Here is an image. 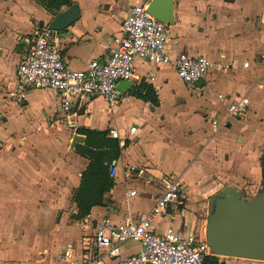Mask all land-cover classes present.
I'll use <instances>...</instances> for the list:
<instances>
[{
    "label": "crops",
    "instance_id": "0c3cea01",
    "mask_svg": "<svg viewBox=\"0 0 264 264\" xmlns=\"http://www.w3.org/2000/svg\"><path fill=\"white\" fill-rule=\"evenodd\" d=\"M149 1L72 0V4L79 7V19L58 34V45L66 64L71 69L83 70L89 61L102 59L115 46L114 39L122 34V23L130 6ZM172 1L173 21L168 23L167 44L170 55L184 52L206 57L215 64L195 86L183 83L175 74L184 88L191 90L184 93L187 106L179 108L174 115L168 114L164 105L172 104L175 102L172 98H176L168 80V72L175 73L173 67L154 66L137 58L135 78L131 81L133 87L123 94L117 106L109 109L102 97L84 99L80 108L72 106L71 116L66 118L57 109V99L56 104L53 100L47 101L56 98L54 92L29 89L19 95L15 89V71L23 50L32 41L35 29L47 26L53 16L35 0H0V130L23 127L27 113L42 114L54 109L68 122L74 120V124H69L72 137L79 135L75 133L76 127L97 131L116 129L122 148L119 158L113 162L128 163L135 170L126 179L117 172L112 178L113 187L105 195V205L92 207L86 217L72 226L63 213L59 214L69 203L62 195L77 171L80 180L88 161L71 151L67 179L64 176L63 188L57 189L55 154L51 156L34 138L25 143L19 140L22 144L17 143L12 153H0V264H68L58 259V255L67 250L80 255L97 222L108 218L120 223L148 212L166 177L179 178L189 190L184 192L180 203L171 204L166 214L152 221L154 230L162 233L171 226L181 236L192 235L198 241H205L211 195L232 186L248 200L264 188V0ZM243 62H247L248 67L244 68ZM140 83L153 88L157 106L131 95ZM238 96H246L249 105L243 121L237 122L234 117L226 125L237 132L234 143L227 139L228 131L226 138H217L223 128L212 133L195 129L191 123L179 125L174 121L195 111L204 120L214 114L222 116L227 105ZM99 101L102 105L96 107ZM95 110L99 114L94 117ZM130 113L137 115L130 124L138 125L134 133L123 123ZM145 129L162 134L168 147L165 150L172 159L162 162L156 157L153 148L147 147L143 140ZM39 149L47 154L40 156ZM63 164L64 161L59 166ZM191 187H195L194 192L190 191ZM128 190H134L135 195L127 198ZM243 192L251 197L244 196ZM71 206L73 215L76 206L73 202ZM41 210L48 211L49 226L56 215L55 225L47 229L40 225L36 214ZM163 221L164 226L159 228ZM17 227L24 234L20 233L19 240L13 244L9 236ZM73 227L79 231L75 234L70 231L69 235L66 230ZM136 251L137 244L133 241L120 246L121 255ZM208 255L225 264H264L218 256L211 251Z\"/></svg>",
    "mask_w": 264,
    "mask_h": 264
},
{
    "label": "built area",
    "instance_id": "2783aa9c",
    "mask_svg": "<svg viewBox=\"0 0 264 264\" xmlns=\"http://www.w3.org/2000/svg\"><path fill=\"white\" fill-rule=\"evenodd\" d=\"M146 7L144 3L130 6L122 23V34L114 39L115 46L102 59L89 61L83 70L71 69L64 61L58 45V32L47 26L36 28L16 67V93L22 95L29 89L50 90L58 100L57 109L66 118L71 116L72 106L80 108L84 99L93 97H102L111 109L123 97L116 88L117 84L135 78L134 62L137 58L154 66L170 65L180 81L195 86L215 64L206 57L190 56L184 52L171 56L167 49L168 23L150 15ZM242 66L246 68L248 63L243 62ZM248 105L246 96H238L227 105L222 116L214 114L205 121L215 133L231 118L244 114ZM136 127L133 123L129 132L134 133ZM107 136L119 139L114 128L107 131ZM119 171L126 179L135 170L128 163L109 165L112 178ZM184 189L185 185L179 178L166 177L148 212L120 223L102 219L93 227L80 255L67 250L60 253L58 259L68 264H202L204 257L210 254L205 241H198L192 235L181 236L171 226L158 233L152 225L156 217L166 214L168 206L180 203ZM134 195V190L125 192L127 198ZM128 241L137 244V251L121 255L120 246Z\"/></svg>",
    "mask_w": 264,
    "mask_h": 264
},
{
    "label": "rangeland",
    "instance_id": "374dc122",
    "mask_svg": "<svg viewBox=\"0 0 264 264\" xmlns=\"http://www.w3.org/2000/svg\"><path fill=\"white\" fill-rule=\"evenodd\" d=\"M168 80H169V84L170 86H173V90L175 92V96L176 98H172V100H174L175 102H173L172 104L169 105H164L166 112L170 115H174L175 112L179 111V108L181 107H186L187 106V102H186V98H184V93L190 92L191 90L187 89L186 87L184 88V86L182 85V83L176 78L175 73L173 71L168 72ZM57 98L51 97L50 99H48V103L54 102V104H56ZM186 99V100H185ZM167 102V100H166ZM170 102V101H168ZM102 103L99 101L96 103V107H101ZM180 105V106H178ZM123 107V104H122ZM188 108V107H187ZM129 112H131V110L127 109ZM187 111V109H186ZM185 111V112H186ZM246 113V112H245ZM244 113V114H245ZM99 114V112H97L95 110L94 112V117ZM103 113H101L102 115ZM134 114V113H133ZM132 113H130L127 118L124 120V125L125 127L128 129L130 124L133 122V119L136 118L137 115L133 116ZM237 116L235 117L233 120L237 121V122H241L243 121V115ZM104 115V114H103ZM185 117H177L174 121L175 123L180 124H185V122L187 123H191L193 127H196L195 129H199L201 131L203 130H207V132H211V127L210 125L204 120V118H202V115L199 114V112L197 113V111H195V113H193L192 115H190V113H185L184 114ZM135 117V118H134ZM1 121V119H0ZM24 126L16 129V130H0V153H12L16 150V146L17 143H19V145H21L22 143L19 141H24V143L26 141H28L29 139H35L36 141H34L36 144H43L44 149H47L49 152V154L52 156L53 154H55V160L56 162V172L54 174V177L58 180L56 183L57 189H62L63 188V184H62V178L64 176H68L69 173V168L67 166L68 163V159L71 157V151L74 152V150L70 149V143L72 141V133L73 130L70 127V123L74 124V120H71L70 122H68V120L63 116L60 115L59 113H55L54 109L49 110L47 112H43L42 114H32V113H27V117L24 120ZM136 123V122H134ZM120 125L122 126V122L120 121ZM137 125V123H136ZM28 126V127H27ZM138 126V125H137ZM228 131L227 134V139L230 140V142H235L238 138L237 132L236 130H230L229 128H227L226 126L223 127V130H221V132L218 134L217 138H223L225 136V132ZM144 135V139L145 143L147 144V147L149 148H153V151L156 155V157L158 159H160V161L165 162L166 159L168 158H173L172 155H170L169 151L165 150L166 146V141L163 140L162 134L159 132H156L154 130H152L151 132L149 130H144L142 131ZM161 135V136H160ZM49 142V143H48ZM37 148V147H36ZM44 149H39L37 152L41 155H46V151ZM168 149V147H167ZM49 156V157H51ZM64 161V164L59 166L61 162ZM62 167H65L62 169ZM66 169V170H65ZM79 171L74 173V177L72 179H70V182L68 184V188L66 190L63 191V195L64 197H66V200L69 201V203H67L65 205V207L59 212V214L63 213L65 215V217L68 218V224L74 226L76 224H78V221L72 217H70V215L72 214V195H73V191L77 185V181L79 180V177L77 176V173ZM78 179V180H77ZM61 181V182H60ZM183 182H185L183 180ZM189 186V185H188ZM195 187H191L190 191L194 192ZM189 190V187H185L184 192L187 193V191ZM198 192V189H196ZM245 192V191H244ZM243 192L244 196H249L251 197V194H245ZM58 196H60V194H57ZM106 201V200H105ZM205 202V201H204ZM47 210H41V212H39L38 214H36L37 219L40 218V225L42 224L43 228L47 229L48 227H51L53 225H55V216L51 219L50 221V226H49V217L47 214ZM76 212V210H75ZM58 213V212H57ZM10 218H12L11 216H8ZM16 219V218H14ZM165 220V219H164ZM82 221V220H81ZM167 222V220H165ZM165 221H163L161 227L162 228L165 224ZM73 232V234H75L76 232L79 231L78 228L73 227V228H69L66 230V232L70 235L71 232ZM20 233L24 234V232H22L21 230L18 229V227L16 228V231L13 232L12 236H9L12 238V240L10 242L13 241L16 243L19 238H20ZM77 235V234H76Z\"/></svg>",
    "mask_w": 264,
    "mask_h": 264
},
{
    "label": "water",
    "instance_id": "95a60500",
    "mask_svg": "<svg viewBox=\"0 0 264 264\" xmlns=\"http://www.w3.org/2000/svg\"><path fill=\"white\" fill-rule=\"evenodd\" d=\"M146 8L157 20L172 23V0H150ZM78 19L79 7L72 4L56 13L47 27L63 33ZM132 87L131 81H123L116 86L122 94ZM83 141L82 135H74L70 148ZM204 239L215 255L264 262V188L248 200L232 186L211 195L208 199Z\"/></svg>",
    "mask_w": 264,
    "mask_h": 264
},
{
    "label": "trees",
    "instance_id": "16d2710c",
    "mask_svg": "<svg viewBox=\"0 0 264 264\" xmlns=\"http://www.w3.org/2000/svg\"><path fill=\"white\" fill-rule=\"evenodd\" d=\"M41 8L54 16L61 8L72 5V0H35ZM132 96L158 105L157 96L150 85L140 83ZM75 133L84 136L82 144H75L74 153L88 161L82 171L79 184L73 192L72 202L76 212L72 218L79 220L86 217L91 208L105 205V195L113 187V179L109 175V165L116 161L121 152L119 141L107 136V130L97 131L86 127H76ZM202 264H225L218 262L215 256L206 255Z\"/></svg>",
    "mask_w": 264,
    "mask_h": 264
}]
</instances>
